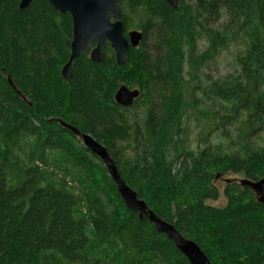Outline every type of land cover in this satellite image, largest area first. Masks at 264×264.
Returning <instances> with one entry per match:
<instances>
[{"label": "trees", "instance_id": "16d2710c", "mask_svg": "<svg viewBox=\"0 0 264 264\" xmlns=\"http://www.w3.org/2000/svg\"><path fill=\"white\" fill-rule=\"evenodd\" d=\"M20 2L0 0V264H189L60 120L103 144L128 186L212 264H264L254 192L232 181L226 205H208L223 178H264V0H117L140 47L124 66L110 46L99 64L88 52L68 82L72 17ZM123 85L141 92L130 107L115 101Z\"/></svg>", "mask_w": 264, "mask_h": 264}, {"label": "water", "instance_id": "95a60500", "mask_svg": "<svg viewBox=\"0 0 264 264\" xmlns=\"http://www.w3.org/2000/svg\"><path fill=\"white\" fill-rule=\"evenodd\" d=\"M36 0H21L20 10L28 9ZM51 6L61 14H69L73 22V40L69 61L62 68L63 79L68 82L73 78V64L82 55L89 52L94 63H102L106 47L109 45L114 53L118 65L129 63L131 48L140 46L143 33L137 30L126 34L122 22V11L117 0H48ZM171 7L177 8L183 0H164ZM202 4L204 0H196ZM138 89H130L123 85L116 93L115 101L123 107L132 106L140 98ZM60 126L72 132L81 139L83 146L97 156L108 170L115 182L118 192L126 207L138 213L140 219L147 218L157 231L168 236L176 248L187 258L189 264H212L206 254L194 241L185 236L171 223L160 218L149 209L146 202L140 199L137 193L122 179L118 166L107 148L99 143L90 134L82 133L78 128L60 120ZM243 187L250 188L257 197L258 203L264 205V178L257 181L241 179Z\"/></svg>", "mask_w": 264, "mask_h": 264}, {"label": "rangeland", "instance_id": "374dc122", "mask_svg": "<svg viewBox=\"0 0 264 264\" xmlns=\"http://www.w3.org/2000/svg\"><path fill=\"white\" fill-rule=\"evenodd\" d=\"M134 18H136V17H134ZM134 18L130 17L131 25L137 24V20L134 19ZM136 29H137L136 27H133V28H131L129 30L134 31ZM204 48H205V42L201 41L198 44V50L202 51ZM178 49L179 48H178V44H177V50H176L175 54L178 53ZM233 55H235V52H234L233 48L230 49L229 51H225L223 53L221 58L216 61V64L214 66V69H216L217 67L219 69V71H217L216 74L223 75L225 72L228 71V69H229L228 67L232 64L233 59H234ZM177 61L180 62L181 64L184 63V59H183L182 55L177 57ZM220 63H221V68H220ZM195 136H196V131H193V133H191L190 137H191V148H194V149L196 147V144H195V142H196L195 138L196 137ZM259 141L264 142V134H263V138H260ZM241 179H243V177H240V176H228V177L223 178L222 180H220L218 182V188H219L220 193H221L220 194V199L217 202H209L208 205H211L213 207H224L226 205V199H225V196L223 195V193H224L226 184H230L232 181L240 182Z\"/></svg>", "mask_w": 264, "mask_h": 264}, {"label": "flooded vegetation", "instance_id": "af4514ba", "mask_svg": "<svg viewBox=\"0 0 264 264\" xmlns=\"http://www.w3.org/2000/svg\"><path fill=\"white\" fill-rule=\"evenodd\" d=\"M122 17H123V15H122ZM123 22V21H122ZM124 24V23H123ZM137 31H140V32H142L141 30H138V29H136ZM126 31V34H128L129 32H131L132 30H125ZM143 33V32H142ZM142 43V42H141ZM141 45V44H140ZM140 47V46H139ZM139 47H137V48H131V49H138ZM130 49V50H131Z\"/></svg>", "mask_w": 264, "mask_h": 264}, {"label": "bare ground", "instance_id": "6f19581e", "mask_svg": "<svg viewBox=\"0 0 264 264\" xmlns=\"http://www.w3.org/2000/svg\"><path fill=\"white\" fill-rule=\"evenodd\" d=\"M109 46V45H108ZM107 48V47H106ZM90 57V56H89ZM238 181V180H237ZM240 183V182H239ZM258 201V200H257ZM164 234V233H163ZM167 236V235H166ZM168 237V236H167ZM169 239V238H168Z\"/></svg>", "mask_w": 264, "mask_h": 264}]
</instances>
